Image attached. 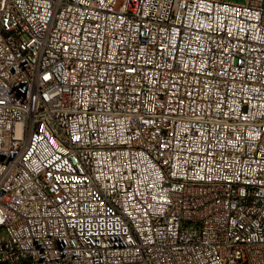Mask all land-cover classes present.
Instances as JSON below:
<instances>
[{
	"label": "built area",
	"instance_id": "2783aa9c",
	"mask_svg": "<svg viewBox=\"0 0 264 264\" xmlns=\"http://www.w3.org/2000/svg\"><path fill=\"white\" fill-rule=\"evenodd\" d=\"M0 264H264V0H0Z\"/></svg>",
	"mask_w": 264,
	"mask_h": 264
},
{
	"label": "rangeland",
	"instance_id": "374dc122",
	"mask_svg": "<svg viewBox=\"0 0 264 264\" xmlns=\"http://www.w3.org/2000/svg\"><path fill=\"white\" fill-rule=\"evenodd\" d=\"M224 1H229V2H239V3H243L244 0H224Z\"/></svg>",
	"mask_w": 264,
	"mask_h": 264
}]
</instances>
